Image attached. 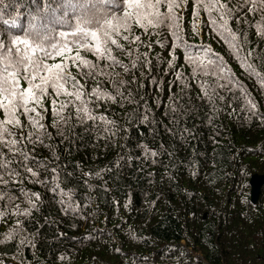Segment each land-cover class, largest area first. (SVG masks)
I'll return each mask as SVG.
<instances>
[{"label":"trees","instance_id":"obj_1","mask_svg":"<svg viewBox=\"0 0 264 264\" xmlns=\"http://www.w3.org/2000/svg\"><path fill=\"white\" fill-rule=\"evenodd\" d=\"M44 2L0 0V33L20 34L29 12ZM48 2L56 7L60 0ZM212 2L176 0L182 29L176 46L167 24L145 31L133 23L121 33L128 40L116 37L122 48L108 45L116 62L79 49L95 65L92 75L71 59L75 47L48 59L65 63L68 57L65 72L74 79L65 89L76 91L78 81L96 119L84 121L82 112L78 119L80 101L49 87L43 106L32 105L43 117L39 133L22 110L21 127L6 126L18 142L25 137L17 145L21 151L44 164L37 177L44 182L21 170L18 182L7 186L16 199L0 201L6 213L0 239L10 229L16 235L0 243V264H264V185L254 204L249 184L254 173L264 174V5L216 0L231 10L228 26L237 52L210 22V16L220 22L215 8L205 10ZM17 5L20 27L3 24ZM74 15L68 10L70 20ZM50 27L53 41L60 30H70L64 23ZM185 45L192 46L188 60ZM93 88L114 99L97 98ZM0 151L7 156L3 146ZM21 188L40 196L29 216L20 214L28 206ZM16 204L20 212L12 215Z\"/></svg>","mask_w":264,"mask_h":264},{"label":"snow or ice","instance_id":"obj_2","mask_svg":"<svg viewBox=\"0 0 264 264\" xmlns=\"http://www.w3.org/2000/svg\"><path fill=\"white\" fill-rule=\"evenodd\" d=\"M199 2L200 0H197V3ZM253 4H255V0H253ZM261 4L264 5V0H261ZM4 7L8 6L5 5ZM162 7L166 9L163 12L161 11ZM178 7L176 0H60L56 7H52L48 0H45L42 8L38 7L35 13L29 12L27 26L23 27L20 34L8 33L7 38H5V34L0 33V110L4 114V119L0 120V146L7 149V156L0 151V201L5 199L8 203L15 201L16 196L10 194L7 186L10 183L15 184L18 182L17 178L20 177L21 170L31 177L37 178L38 172L44 168L41 161L32 160L27 152L21 151L22 142L25 139L23 134H21V140L18 142L14 138L15 132L6 127L7 125L21 127L17 114L18 110L23 111L29 123L39 133L44 128V125L39 123L43 117L37 111V108L32 105L42 107V97L47 94L49 87H51L57 96L65 94L74 96L76 101H80L82 107L76 109L78 119L81 118V112L84 121L96 119L91 109L87 107V103L81 99L82 85H79L78 81L73 84L76 91L67 92L65 89V82L74 79L65 72L68 57H65V63H48V59L63 55L65 52L70 53L72 48L75 47L77 54L71 59L73 62L79 60L83 66L89 69L88 75H92L91 69L95 68V65L91 61L82 58L79 55V49L92 52L97 59L105 58L116 62L108 45L110 43L117 48H122L116 37L128 40V35H121V33L122 31H130L133 23L145 31L149 26L156 28L161 24H167L170 34L176 36V40L173 41L174 46H176L177 41L181 39L179 32L182 31L179 25L180 18L174 11ZM204 7L209 13L213 8L219 12L220 22L217 23V21L211 19V16L210 22L222 36H225L230 47L238 52L239 49L234 44L237 38L236 34L228 26L231 10L223 4H218L216 0L211 4H205ZM16 8L13 17L10 20L4 19L3 24H10L13 28L20 27L19 17L21 13L19 5ZM121 8L123 9L122 14H118ZM68 10L75 13L72 20L68 18ZM255 10V7L248 9L249 12ZM61 11H63V15H56ZM49 12L51 15H48ZM0 15H3L2 10H0ZM53 23L69 24L70 30H60L56 33L58 39L53 41L52 33L54 29L50 27ZM193 30H195V24H193ZM132 40L138 41L139 37L133 36ZM189 47L192 46L185 45L186 60L190 59L187 51ZM209 63H212V61H209ZM133 66H135V61ZM221 71H224V69L221 68ZM21 79L26 82L25 87L21 86ZM92 93L96 94L97 98L106 96L109 99H114L110 94L101 93L97 88H93ZM68 103L74 104L75 101H69ZM249 103L254 110L255 105ZM52 106L53 114L56 115L55 100L52 101ZM65 107L67 105L61 102L60 111H63ZM30 113L34 115H30ZM99 119L104 121L105 117L100 116ZM144 119H147V117L145 116ZM32 137L33 133L28 132L27 139L29 142H31ZM36 140L40 141L39 134L36 136ZM18 143L21 147L17 146ZM145 151H148L147 148ZM151 154L155 156L156 152L153 151ZM14 157H18V159H14ZM30 163L37 165V170L30 167ZM56 171V168L53 167L52 180L55 184V187L51 189L53 192L59 188V184L56 183ZM43 182L38 178L36 179V183ZM61 192H63L62 189ZM20 193L28 206L20 212V205H14L12 215L20 212L23 216H29L37 206L35 201L40 199L39 193L30 192L23 188L20 189ZM61 204L64 205L65 201L61 200ZM66 207H71V204H67ZM5 215L4 211H0V218ZM15 224L19 226L21 221L16 220ZM14 235L16 233L10 229L4 234L3 239H0V243L12 240ZM19 242L23 244L25 237H21ZM29 243L31 242L29 241Z\"/></svg>","mask_w":264,"mask_h":264},{"label":"water","instance_id":"obj_3","mask_svg":"<svg viewBox=\"0 0 264 264\" xmlns=\"http://www.w3.org/2000/svg\"><path fill=\"white\" fill-rule=\"evenodd\" d=\"M249 184L251 201L256 204L260 196L261 188L264 185V174L254 173L250 177ZM204 217H206V214Z\"/></svg>","mask_w":264,"mask_h":264}]
</instances>
